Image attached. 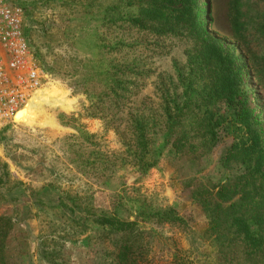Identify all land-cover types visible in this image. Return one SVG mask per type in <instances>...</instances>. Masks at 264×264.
<instances>
[{"label": "trees", "instance_id": "1", "mask_svg": "<svg viewBox=\"0 0 264 264\" xmlns=\"http://www.w3.org/2000/svg\"><path fill=\"white\" fill-rule=\"evenodd\" d=\"M85 1L87 14L97 16L100 23L102 80L91 85L80 80L76 86L90 102L89 114L100 117L107 130H115L126 147H134L132 156L139 164L154 167L165 157L176 172L183 163L194 167L217 142L216 128L221 123L217 107L227 104L234 110L231 151L238 171L217 183L193 177L185 181V187L205 219L199 233L214 247L204 254L210 255L208 260L264 264V120L245 90L244 74V67L259 53L256 50L264 57V7L259 4L264 0H232L231 38L210 31L212 20L206 18L203 0ZM180 41L189 47L184 69L169 78L157 76L151 84L153 92L139 101L147 80L155 75L147 69L142 53L150 59L170 56ZM115 166L111 161L99 167L106 172ZM59 199L66 210L65 222L77 224L74 218L80 206L68 198ZM120 204L117 199L113 212L86 213L80 218L93 228L100 227L107 245L102 264H152L148 232L154 228L147 225L188 226L174 209L157 211V222L140 215L134 221L130 215L123 219ZM14 224L13 217H0V264H17L7 256ZM40 239L36 249L43 264H69L65 245L54 242V250L49 251V238ZM27 260L34 264L29 256ZM176 261L175 254L172 264Z\"/></svg>", "mask_w": 264, "mask_h": 264}, {"label": "rangeland", "instance_id": "2", "mask_svg": "<svg viewBox=\"0 0 264 264\" xmlns=\"http://www.w3.org/2000/svg\"><path fill=\"white\" fill-rule=\"evenodd\" d=\"M7 1L27 12L24 28L44 86L20 111L16 117L18 125L0 131V217H13L15 223L7 256L17 264H29L27 256L34 264H43L36 249L42 236L43 241L49 238V251L54 250V242L65 245L69 264H102L107 245L98 232L100 227L93 228L80 218L86 213L113 212L118 199L123 219L130 215L134 221L140 215L153 222L157 211L170 209L185 217L186 229L168 224L147 225L154 228V232H148L152 264H172L175 254L176 264H215L212 258L207 259L210 255H204L214 247L199 233L205 219L202 210L193 204L185 181L194 177L217 183L236 174L238 166L231 151L235 143L234 110L227 104L217 107V118L221 119L216 128L217 142L194 167L187 168L183 163L176 172L165 157L154 167L139 164L132 156L136 149L126 147L115 130H107L100 117L89 114L90 102L76 86L80 80L89 85L102 80L100 23L95 20L97 16L87 14V1ZM231 2L202 1L206 18L212 20L213 34L231 38ZM259 4L264 7L263 2ZM188 48L185 41H180L170 56L150 59L148 53H142L147 69L155 75L147 80L139 101L153 92L151 84L157 76L169 78L184 69ZM259 53L244 67L245 90L264 120V57ZM111 161L116 166L110 171L99 167ZM60 197L80 206L74 218L77 224L65 222L66 210L59 205Z\"/></svg>", "mask_w": 264, "mask_h": 264}, {"label": "built area", "instance_id": "3", "mask_svg": "<svg viewBox=\"0 0 264 264\" xmlns=\"http://www.w3.org/2000/svg\"><path fill=\"white\" fill-rule=\"evenodd\" d=\"M25 20L22 7L0 0V131L18 125L17 114L42 87Z\"/></svg>", "mask_w": 264, "mask_h": 264}, {"label": "bare ground", "instance_id": "4", "mask_svg": "<svg viewBox=\"0 0 264 264\" xmlns=\"http://www.w3.org/2000/svg\"><path fill=\"white\" fill-rule=\"evenodd\" d=\"M43 87H44V86H43ZM43 87L40 88V89L34 94V96H33L32 99L29 101V103H30L35 97H37V95H38L39 92L43 89ZM29 103L27 104V106L29 105ZM27 106H26V107H27ZM26 107H25V108H26ZM23 109H24V108H23ZM23 109H22V110H23ZM22 110H20V111H22ZM20 111H19V113H20ZM19 113L17 114V116L19 115ZM17 116H16V117H17Z\"/></svg>", "mask_w": 264, "mask_h": 264}]
</instances>
